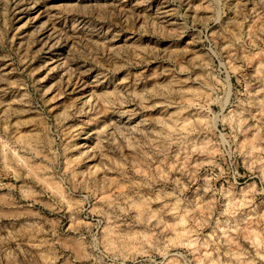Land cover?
Segmentation results:
<instances>
[{
	"label": "clouds",
	"instance_id": "9594fccd",
	"mask_svg": "<svg viewBox=\"0 0 264 264\" xmlns=\"http://www.w3.org/2000/svg\"><path fill=\"white\" fill-rule=\"evenodd\" d=\"M153 7L59 5L68 82L99 75L55 118L0 75V264H264V0Z\"/></svg>",
	"mask_w": 264,
	"mask_h": 264
},
{
	"label": "rangeland",
	"instance_id": "374dc122",
	"mask_svg": "<svg viewBox=\"0 0 264 264\" xmlns=\"http://www.w3.org/2000/svg\"><path fill=\"white\" fill-rule=\"evenodd\" d=\"M66 2L67 0H20L18 5L14 6L16 11L8 21V39L14 40L13 52L18 53V56L14 57L15 63L0 61V69H3L0 75L10 73L9 80L27 79L32 75V79L38 82L37 87L42 92H47L44 99L49 103L45 111L52 118L59 116L66 105L86 97L91 91V81L99 75L97 72L86 78L73 77L71 83L68 82L69 77L65 73L70 69L63 65L71 46L67 37L74 32L75 24L67 13H60L59 5ZM153 3L155 11L164 4V0H153ZM4 26L5 19L0 17V27ZM0 55H4L2 50ZM20 58H23V63ZM48 89L51 91H47ZM12 95H15V89L9 93V98ZM80 104L82 100L77 107ZM88 119L86 116L75 117L69 120L68 124L80 125L86 134L91 131V127L86 123ZM80 142L92 143L84 138H80Z\"/></svg>",
	"mask_w": 264,
	"mask_h": 264
}]
</instances>
